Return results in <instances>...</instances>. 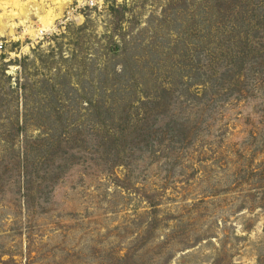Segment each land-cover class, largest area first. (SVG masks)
Masks as SVG:
<instances>
[{
  "label": "rangeland",
  "instance_id": "374dc122",
  "mask_svg": "<svg viewBox=\"0 0 264 264\" xmlns=\"http://www.w3.org/2000/svg\"><path fill=\"white\" fill-rule=\"evenodd\" d=\"M86 1L0 0V264H264V0Z\"/></svg>",
  "mask_w": 264,
  "mask_h": 264
},
{
  "label": "built area",
  "instance_id": "2783aa9c",
  "mask_svg": "<svg viewBox=\"0 0 264 264\" xmlns=\"http://www.w3.org/2000/svg\"><path fill=\"white\" fill-rule=\"evenodd\" d=\"M92 3H93V0H87V1H86V5H92ZM77 6H80V5L78 4ZM27 29H29V27H28ZM31 29H32V28L29 29V32L32 33V35L29 34V32L27 33V35H30V36H32L33 38H34L35 36L37 37V34H38V35H41V36H39V37H43L44 34H45V32H46V29H45L44 25H42V26H38V27H37L36 29H34V30L32 29V30H33L32 32H31ZM35 30H36V33H34ZM0 46H2V42L0 43Z\"/></svg>",
  "mask_w": 264,
  "mask_h": 264
},
{
  "label": "bare ground",
  "instance_id": "6f19581e",
  "mask_svg": "<svg viewBox=\"0 0 264 264\" xmlns=\"http://www.w3.org/2000/svg\"><path fill=\"white\" fill-rule=\"evenodd\" d=\"M57 2H60V3H64L65 1L67 0H56ZM17 2V1H16ZM26 2V1H25ZM25 2H22L24 4H27ZM66 3V2H65ZM17 4V3H16ZM18 4H21L20 2ZM5 6V5H4ZM21 6V5H20ZM24 12V11H23ZM51 14V15H50ZM55 16L52 15V12L49 10L48 14L44 15V17H41L40 20L43 22V25L44 26H47L48 24H50L52 22V19L54 18ZM80 18V17H79Z\"/></svg>",
  "mask_w": 264,
  "mask_h": 264
}]
</instances>
